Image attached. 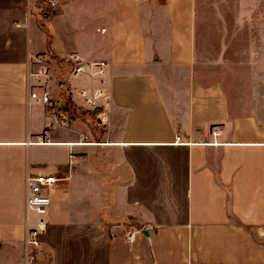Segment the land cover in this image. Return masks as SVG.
<instances>
[{
    "label": "crops",
    "instance_id": "0c3cea01",
    "mask_svg": "<svg viewBox=\"0 0 264 264\" xmlns=\"http://www.w3.org/2000/svg\"><path fill=\"white\" fill-rule=\"evenodd\" d=\"M197 1L0 0V264H24L25 175L57 179L33 264H264V101L197 79ZM43 53L105 64L106 125L61 66L46 90L69 120L46 127Z\"/></svg>",
    "mask_w": 264,
    "mask_h": 264
},
{
    "label": "rangeland",
    "instance_id": "374dc122",
    "mask_svg": "<svg viewBox=\"0 0 264 264\" xmlns=\"http://www.w3.org/2000/svg\"><path fill=\"white\" fill-rule=\"evenodd\" d=\"M196 16L197 79L218 83L236 110L240 101H264V0H198ZM61 102L53 101L54 107Z\"/></svg>",
    "mask_w": 264,
    "mask_h": 264
},
{
    "label": "built area",
    "instance_id": "2783aa9c",
    "mask_svg": "<svg viewBox=\"0 0 264 264\" xmlns=\"http://www.w3.org/2000/svg\"><path fill=\"white\" fill-rule=\"evenodd\" d=\"M60 0H46V4L50 9L56 8ZM34 71L28 73L29 77H33L35 84L32 90L38 87V96L35 92L30 93V98L38 100L46 108V114L49 118L46 127L53 126L64 128L68 124V118L65 113H61L53 105L52 99L47 92L46 83L51 79V70L53 67H66L67 74L70 77L86 76L89 81V87L83 90H77L76 95L81 99L83 107L93 113V120L98 125H106L108 120V109L110 107V99L106 91L102 87V75L105 64L101 61L83 62L76 55H67L63 59L57 61L49 54H37L28 57ZM58 64L59 66H57ZM178 140L177 137L174 139ZM85 144L78 142L75 144ZM74 155L68 153L67 164H73ZM57 179L52 175H25L24 177V206L25 210L34 216L31 226H27L23 236V262L24 264H33L31 249H37L39 243L38 238L45 231V222L43 217L50 205L49 191L55 185ZM133 233L126 237L131 242ZM30 249V250H29Z\"/></svg>",
    "mask_w": 264,
    "mask_h": 264
},
{
    "label": "trees",
    "instance_id": "16d2710c",
    "mask_svg": "<svg viewBox=\"0 0 264 264\" xmlns=\"http://www.w3.org/2000/svg\"><path fill=\"white\" fill-rule=\"evenodd\" d=\"M71 107V102L70 101H66V103L65 104H63V106H61V107H59V111L61 112V113H64L65 111H67V109H68V107ZM92 115H93V113H92ZM69 118V117H68Z\"/></svg>",
    "mask_w": 264,
    "mask_h": 264
},
{
    "label": "bare ground",
    "instance_id": "6f19581e",
    "mask_svg": "<svg viewBox=\"0 0 264 264\" xmlns=\"http://www.w3.org/2000/svg\"><path fill=\"white\" fill-rule=\"evenodd\" d=\"M81 144V143H80Z\"/></svg>",
    "mask_w": 264,
    "mask_h": 264
}]
</instances>
